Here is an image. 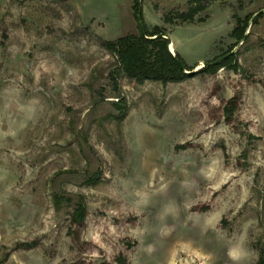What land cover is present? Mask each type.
<instances>
[{"label":"rangeland","instance_id":"374dc122","mask_svg":"<svg viewBox=\"0 0 264 264\" xmlns=\"http://www.w3.org/2000/svg\"><path fill=\"white\" fill-rule=\"evenodd\" d=\"M138 1L191 76L112 78L136 0H0V264H264V0Z\"/></svg>","mask_w":264,"mask_h":264},{"label":"trees","instance_id":"16d2710c","mask_svg":"<svg viewBox=\"0 0 264 264\" xmlns=\"http://www.w3.org/2000/svg\"><path fill=\"white\" fill-rule=\"evenodd\" d=\"M187 1L189 4L188 9L179 10L175 13L176 18L182 22L205 20L202 17V13L207 10L214 0ZM135 9L138 18L140 10L138 0H136ZM172 14L173 12L167 13L164 16V20L171 23ZM142 25L143 28L139 24V31L137 33H129L113 40L103 41V45L116 57L115 69L111 72V76L115 82L118 80V75L121 74H125L140 83L146 80H156L163 83L178 82L191 76V73L187 72V70L193 69V66L191 67L178 51H176V54H173L169 48L171 42L164 36V34H167L166 30L159 26L150 29L143 17ZM245 26L246 23L243 27L236 26L232 35L238 39H244ZM220 57L222 56L217 57L213 61H208V64L201 69L203 71L215 72L221 66L227 64L233 66L232 60L234 55ZM114 105L119 109H126L125 104L122 105L117 101L114 102ZM86 214L85 204L79 203L74 211L75 221L83 222ZM77 264H83V262Z\"/></svg>","mask_w":264,"mask_h":264},{"label":"water","instance_id":"95a60500","mask_svg":"<svg viewBox=\"0 0 264 264\" xmlns=\"http://www.w3.org/2000/svg\"><path fill=\"white\" fill-rule=\"evenodd\" d=\"M139 18H140V24H141V26H142V28H143L142 20H141V18H142V8H141V7H140V10H139ZM164 36L170 40V42H171L170 45H171V44H172V39H171V37H170L169 35H167V34H164ZM170 45H169L170 50L173 52V54H176V52H174V51L171 49V46H170ZM207 64H208V63H206L205 65H207ZM187 72L191 73L192 71L187 70Z\"/></svg>","mask_w":264,"mask_h":264},{"label":"bare ground","instance_id":"6f19581e","mask_svg":"<svg viewBox=\"0 0 264 264\" xmlns=\"http://www.w3.org/2000/svg\"><path fill=\"white\" fill-rule=\"evenodd\" d=\"M170 46H171V49L174 51L173 45L171 44ZM174 52H175V51H174Z\"/></svg>","mask_w":264,"mask_h":264},{"label":"crops","instance_id":"0c3cea01","mask_svg":"<svg viewBox=\"0 0 264 264\" xmlns=\"http://www.w3.org/2000/svg\"><path fill=\"white\" fill-rule=\"evenodd\" d=\"M172 45H173V42H172ZM174 46V45H173Z\"/></svg>","mask_w":264,"mask_h":264}]
</instances>
